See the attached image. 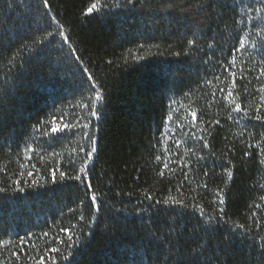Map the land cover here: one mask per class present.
Instances as JSON below:
<instances>
[{
  "label": "trees",
  "instance_id": "trees-1",
  "mask_svg": "<svg viewBox=\"0 0 264 264\" xmlns=\"http://www.w3.org/2000/svg\"><path fill=\"white\" fill-rule=\"evenodd\" d=\"M93 2L48 0L45 7L44 0H0V262L38 264L43 256L52 264L51 256L55 264H185L207 241L200 264H264V165L256 148L264 120L255 119L264 117V34H257L264 12L247 11L264 0H118L86 15ZM52 17L68 43L55 35ZM245 36V48L233 53ZM222 65L237 73L240 112L219 91L231 82ZM82 67L103 89L104 99L95 102L99 118L84 107L93 105L94 93ZM213 92L218 102L209 107ZM192 110L206 131L191 127ZM53 114L56 123L77 126L54 135L49 124L42 135ZM90 138L97 147L89 169L99 212L85 184L59 177V171L75 175ZM178 161L192 169L188 180ZM220 189L223 205L214 194ZM169 197L181 203L165 204ZM220 208L225 215L205 233V216L219 218ZM72 225L78 252L66 247V236L65 244L52 239ZM21 237L28 243L20 245ZM50 247L61 251L49 253Z\"/></svg>",
  "mask_w": 264,
  "mask_h": 264
},
{
  "label": "snow or ice",
  "instance_id": "snow-or-ice-1",
  "mask_svg": "<svg viewBox=\"0 0 264 264\" xmlns=\"http://www.w3.org/2000/svg\"><path fill=\"white\" fill-rule=\"evenodd\" d=\"M127 2L128 3H134V0H127ZM44 5H45V7H49L48 0H44ZM98 5L100 7H112L113 5L118 6V0H105V3H103V4H100V0H96V2H93L91 4V6L87 8L85 14L86 15H91V14H93L94 11H99ZM247 11H249V12H251V11L264 12V4H262L261 7H259V8H254V9L253 8H248ZM52 20L55 22V24L57 26V32L55 33V35H59V36L63 37L64 42L68 43V36L65 35L64 31L60 30L62 28V26L59 24V21H57L55 17H52ZM240 22L242 23L243 21L241 20ZM257 29H258L257 30V34L258 35L259 34H264V28L257 26ZM48 35L49 36H53L54 33L49 32ZM246 39H247V37L245 36L243 39H241L239 41V46L233 48V53L240 52L241 49L245 48ZM194 43H195L194 40L189 41V44H194ZM139 47L143 48V45H139ZM208 47L211 48V47H213V45L209 44ZM252 47L253 48H257V45H256L255 42H252ZM261 47H264V45H262ZM235 60H236V57H235V55H233L230 63L232 65H234L235 64ZM108 63L111 64L112 61H108ZM262 63H264V61H262ZM222 69H223L224 73H227V77H231V82L227 86V90H225V88H220L219 91L222 94L225 93V91H226V95H223L222 98L225 101H228L231 104H234V108L232 109V111L240 112V111H242L241 105L239 103L235 102L234 91H233L237 87V83H236L237 73L235 71H232L231 67L226 66V65H222ZM82 72L87 74L86 75V81L91 83V89H92V92L94 93L93 96L89 97V100H93L94 101L93 105L90 106L88 104H85L84 107L89 109L88 115L90 117L99 118L98 110H97V108L95 106V102H101L104 99L103 89L100 88L99 85L96 83V81L94 80V78H93V76L90 73L88 68L82 67ZM260 75L264 76V67H262L260 69ZM227 77H225V78H227ZM214 78L216 80H220L221 79V77L219 75L215 76ZM239 79L240 80H244L245 77L243 75H241L239 77ZM257 79H259V77H257ZM206 83L211 84L212 81L211 80H206ZM245 91H247V87L246 86H245ZM259 92L262 93V95L260 97L261 100H264V85H261V87L259 88ZM214 102H218L215 92L212 93V99L208 102L209 103V107H211V105ZM257 112H259V109H257ZM189 114L191 116V122H190L191 127L192 128H196L197 131H206V129L201 128V127H199L196 124L197 112L195 110H192ZM245 115H247V113H245ZM231 118H232V116H231V112H230L229 115H228V119H231ZM171 119L172 118L169 117V120H171ZM255 119L260 121V120H264V117H261L260 115H256ZM61 120H62V118H61ZM89 123H90V121H89ZM201 123H203L202 120H201ZM219 123H220L219 120L215 121V124L218 125ZM49 124H51V129H50L51 133L54 134V135L58 134V133H62L65 130L70 131L73 127L77 126V125H70V124H63V123L58 124V123H56L55 115L53 114L52 119H50L49 121H47L46 123L41 125V127L44 129V132L42 133V135H47L48 134V125ZM77 124H79V120L77 121ZM82 127L83 128H88L89 124L85 123V124L82 125ZM178 127L183 128V124L178 125ZM186 135H191L192 137H195L197 140H203L204 141L203 147L204 148H208L209 147V144H208L207 140H205V138L203 136H196L195 132H189V133H186ZM241 135H242V133H241ZM85 136H87V133H85ZM179 143H181V142H177V146H179ZM90 144L92 146H91L90 150H88L86 152V155H85V157L83 159V162H82L81 166L76 170L75 175L74 176H68L64 171H59V177H60L61 180L74 179L76 181H80L81 184H85L86 187H87V190L91 193L90 199H91L92 205L95 207L96 212H99L100 211V204L98 202L97 194L92 191L93 185H92V183L90 181V169H89V162L93 160V154L96 153V151H97L95 139H91L90 138ZM247 147L251 148L252 145L248 144ZM256 148L258 149V152H259L260 156L262 157L260 159V163L262 165H264V133H261V139L256 144ZM28 151H31V149H28ZM73 151H75V149H73ZM84 151L85 150L83 148H80V152H84ZM165 151H167V148H165ZM187 151L191 152L192 149L189 148V149H187ZM245 155L248 156V155H251V153L245 152ZM156 159L159 161L160 160V156H157ZM199 159H203V157H199L198 156L197 160H199ZM228 162H229V164H231V160H229ZM178 163L181 165V170L183 172V178L185 180H188L189 179V172L192 171V169L190 168L189 164L187 162H185V161H178ZM21 166L23 167V165H21ZM163 167L165 169H168L169 172L174 174L175 170L170 168L169 163L167 161H165L163 163ZM183 169H188V171H183ZM225 171L227 172V175H228L229 179H231L232 175H233L232 171L229 170V169H225ZM164 174L165 173L163 171H160L158 173V175H160V176H163ZM29 175H31V173H29ZM50 175L52 177V182L55 183L56 182V178H57V169L53 168L51 170V172H50ZM205 175H207V173H205ZM82 177H83V179H82ZM16 183L19 184L20 182L16 181ZM33 184L35 185V181H33ZM202 186L205 189L208 187L207 183H204ZM226 186L227 185H225V187ZM262 187H264V185H262ZM19 190L23 191L22 188L19 189ZM0 191H4V189H0ZM214 194H215V196H216V198L218 200V203L220 205H223L225 203L224 197H223V189H220L218 192H215ZM145 199L152 200L153 198L151 196H146ZM169 202L174 203V204H180L181 203L179 200H176V199H174L172 197H169L167 200L164 201L165 204H167ZM193 207H199V205H193ZM257 207H259V205H257ZM70 211H74V210L70 209ZM200 211H201V214L203 215L204 212H203L202 208L200 209ZM224 215H225L224 214V209L220 208L219 209V218L217 216H205V218L203 220V224L207 225V227H204V232L208 233L209 231H215V224L219 223L220 219H222ZM79 220H84V215L83 214H81L79 216ZM214 221H215V223H213ZM94 222H95V217L94 216L90 217L89 218V223H94ZM224 222L227 223L226 220ZM75 227H76L75 225H72L71 228H69V227H60L59 228V232L56 233L52 237V239H54L58 244H65L64 237L66 236L67 237L66 247L68 249H70V250H75L76 252H78L79 250L76 248V245L79 243L80 237H79V235H77L75 240H73V235H74L73 229ZM238 227L243 228L244 225H238ZM170 231L174 232L175 229H170ZM32 235L33 234H26V237H31ZM43 235L44 236H48L49 234L47 232H45V233H43ZM152 235L155 237V233H152ZM157 239H163V238L162 237H158ZM229 239H231V236H229ZM260 239L262 241H264V237H261ZM3 243L6 245V244L10 243V241H3ZM18 243L20 245L27 244L28 243V239H26L25 237H21ZM260 249H261L260 255L262 257H264V243L260 244ZM46 251L49 252V253H58V252L61 251V249L59 247H50ZM13 255H17V254L13 253ZM207 255H208V242L206 241L204 244L198 245L195 249H192L189 252V256L185 260V264H200L202 258H207ZM49 260L52 262V264H55V261L52 259L51 256H49ZM63 260L69 261V256L68 255H64L63 256ZM73 261H74V256H73ZM0 264H3V262H0ZM38 264H45V258L43 256L40 257V259L38 261ZM169 264H172V262L169 261Z\"/></svg>",
  "mask_w": 264,
  "mask_h": 264
}]
</instances>
